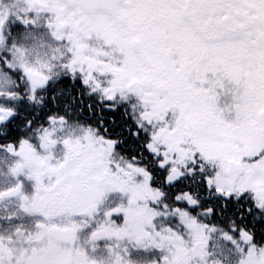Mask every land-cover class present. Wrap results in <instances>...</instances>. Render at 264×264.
Masks as SVG:
<instances>
[{"label":"snow or ice","instance_id":"obj_1","mask_svg":"<svg viewBox=\"0 0 264 264\" xmlns=\"http://www.w3.org/2000/svg\"><path fill=\"white\" fill-rule=\"evenodd\" d=\"M0 264H264V0H0Z\"/></svg>","mask_w":264,"mask_h":264},{"label":"rangeland","instance_id":"obj_2","mask_svg":"<svg viewBox=\"0 0 264 264\" xmlns=\"http://www.w3.org/2000/svg\"><path fill=\"white\" fill-rule=\"evenodd\" d=\"M3 179V177H0V180H2Z\"/></svg>","mask_w":264,"mask_h":264}]
</instances>
